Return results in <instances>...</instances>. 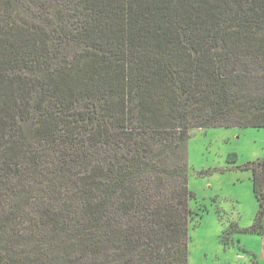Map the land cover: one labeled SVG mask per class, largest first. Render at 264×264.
Segmentation results:
<instances>
[{"label":"trees","instance_id":"16d2710c","mask_svg":"<svg viewBox=\"0 0 264 264\" xmlns=\"http://www.w3.org/2000/svg\"><path fill=\"white\" fill-rule=\"evenodd\" d=\"M217 126L264 128V0H0V174L41 176V248L13 264H187L186 132ZM30 134L65 144L50 170Z\"/></svg>","mask_w":264,"mask_h":264},{"label":"rangeland","instance_id":"374dc122","mask_svg":"<svg viewBox=\"0 0 264 264\" xmlns=\"http://www.w3.org/2000/svg\"><path fill=\"white\" fill-rule=\"evenodd\" d=\"M186 135L190 192L187 264H264V219L262 234L249 232L258 212L251 166L264 160V128L191 127ZM26 142L31 151L25 157L40 156L36 173L50 170L49 164L65 147L62 141L45 142L31 134ZM40 177L22 176L16 181L7 172L0 174L3 185L17 192L20 210V217L11 225L14 233L3 239L7 248L0 254L2 264L33 256L41 248L43 236L34 197V181ZM52 178L49 174L43 181ZM32 182L34 188H30Z\"/></svg>","mask_w":264,"mask_h":264}]
</instances>
